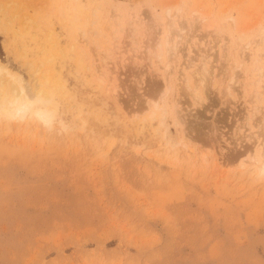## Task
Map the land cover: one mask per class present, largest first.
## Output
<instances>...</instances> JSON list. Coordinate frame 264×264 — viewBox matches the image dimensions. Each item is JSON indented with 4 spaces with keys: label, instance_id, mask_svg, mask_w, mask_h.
I'll use <instances>...</instances> for the list:
<instances>
[{
    "label": "rangeland",
    "instance_id": "1",
    "mask_svg": "<svg viewBox=\"0 0 264 264\" xmlns=\"http://www.w3.org/2000/svg\"><path fill=\"white\" fill-rule=\"evenodd\" d=\"M259 76L264 0H0V264H264Z\"/></svg>",
    "mask_w": 264,
    "mask_h": 264
},
{
    "label": "bare ground",
    "instance_id": "2",
    "mask_svg": "<svg viewBox=\"0 0 264 264\" xmlns=\"http://www.w3.org/2000/svg\"><path fill=\"white\" fill-rule=\"evenodd\" d=\"M197 11L198 10H196L195 13H197ZM198 16L200 18H202V15L199 14ZM202 74L203 75H201L200 77H201V80H204L205 79L204 73H202ZM263 83H264V79L261 76H259L258 79L253 81V85L255 86V98L253 95H252V98H253L254 102L255 101L259 102L258 98L260 97L261 92H258V94H257V91L260 90L261 88H263ZM193 96L195 98H198V96L200 97V95L198 94V90H196V89L193 90ZM161 98H163V96H161ZM16 102H17V95H15L12 99H9V98L4 99L3 101L0 102V111H4V113L6 112L8 115H10L12 117L18 116L21 112H23L27 109V106L25 103H22L20 108L13 111V109L11 107H13L16 104ZM153 109H156V104H154ZM153 114L154 113L151 111V115H153ZM262 155H263V161L258 164V168H259L260 173L264 172V151H263ZM254 161L256 162L258 160L254 159Z\"/></svg>",
    "mask_w": 264,
    "mask_h": 264
}]
</instances>
